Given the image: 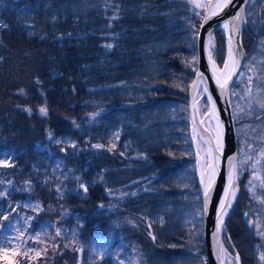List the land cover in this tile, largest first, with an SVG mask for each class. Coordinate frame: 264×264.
Segmentation results:
<instances>
[{
  "label": "trees",
  "instance_id": "1",
  "mask_svg": "<svg viewBox=\"0 0 264 264\" xmlns=\"http://www.w3.org/2000/svg\"><path fill=\"white\" fill-rule=\"evenodd\" d=\"M255 3L261 26L244 31L245 46L256 40L244 65L253 54L264 63ZM196 12L189 0H0V160L12 164L0 167V264H206L188 134ZM213 38L220 63L223 38ZM254 110L258 123L264 110ZM246 165L227 222L235 248L226 236L224 248L264 264L248 224L264 206V171L254 201Z\"/></svg>",
  "mask_w": 264,
  "mask_h": 264
},
{
  "label": "snow or ice",
  "instance_id": "2",
  "mask_svg": "<svg viewBox=\"0 0 264 264\" xmlns=\"http://www.w3.org/2000/svg\"><path fill=\"white\" fill-rule=\"evenodd\" d=\"M190 3H193L196 8L203 9V13L196 12L197 16H200V24L199 27L196 26L195 23L191 24L192 32L191 36L189 38V47L195 48L197 41L200 40L201 32L200 29H202L207 21H209L212 17L219 16L225 9L228 8L230 4H232V0H209L207 4L199 2V0H189ZM249 3V0H244V4H241L239 7V10L236 12V14L231 17L229 20H226L222 27L223 29L229 34L228 39V51H227V58L223 61V68H218L216 65V55L214 53L217 52L215 47L214 38L212 35V32L209 31L204 43V52L206 55V58L211 66L212 69V75L215 79V82L221 92V94H230V95H236L234 91L230 92V84L233 83V77L240 75L243 76V72H238V69L241 67H247L249 71L255 73V69L251 67L250 65H242L241 59L245 58V53L243 52V45L239 39V34L241 31V25L242 23H247L246 20V14L247 16L251 17L253 13L246 7V5ZM234 6V5H233ZM118 19V16H113L111 20ZM111 20L109 22L108 27H111ZM254 22V21H253ZM0 27H4L2 23H0ZM31 35V33H29ZM118 35V34H117ZM262 44H264V41H262ZM103 47L107 49H112L114 45L112 43L104 44ZM198 63V56L193 55L190 59V61H186L187 64H191L194 67V70L196 71L197 79L193 80L192 84L196 89H200L202 85H204V76L202 73H200L197 69H195V65ZM264 71V69H262ZM260 79L264 80V77H260ZM252 84H253V77H248V83L245 87V95L250 98L249 102V111L248 114H252ZM179 87V85H175ZM186 90V89H185ZM23 91V90H21ZM208 91L207 87L204 86L202 91H198L197 94L203 95V93H206ZM243 98V97H241ZM207 103L210 105V110L208 113L209 120L216 116V126L215 128H209L206 129V131H209L211 134L208 139H205L203 135L197 136L196 129L194 127L193 129V138L197 140V148H198V154H197V166L199 168L200 173V183L203 186L202 187V194H203V201L202 206L199 205L200 197L197 195V204L198 207L194 211L193 219L196 220V218H203V216L207 213V210L209 208L210 203V195L213 190V186L215 183V176L217 172V161L220 159V154L223 152V149L225 147L224 145V124L222 121L219 120L215 102L213 101V98L211 95H208L207 97ZM255 104L262 110H264V89L257 87V96L255 97ZM197 105L194 102L193 103V109L196 110ZM26 111L31 112V109H26ZM47 108L45 106H41L39 108V112L43 115H47ZM244 109L241 108L239 105L235 106V111L232 113L233 119H237V112H243ZM203 123V121H201ZM214 140L215 145L212 146V141ZM59 143V141H57ZM207 144V148H203L202 145ZM75 146V145H73ZM93 147L101 148L104 147L103 145L97 144ZM115 145L113 144L108 150L111 151ZM245 148L247 150H253L252 144H246ZM200 151L204 152V158L203 162L201 163V159L199 156ZM5 155H8L7 153H4ZM243 155L244 159H239L238 157ZM259 157L261 159H264V148H262L259 152ZM228 175H227V185L224 189V194L220 200L219 206L217 208V214H216V224L215 229L213 231V239L216 242V246L218 248V256L221 258V264H224V260L227 259L228 264H239V254L237 253L234 257H231L228 255L227 250L223 247V244L220 242V233L223 231V220L224 216L227 214L228 209L232 205V199L235 198L237 187H236V177L238 175V169L243 170V166L247 164H251L253 169L256 167L257 160L253 158L252 156H249L244 149H241L238 151L237 155L228 157ZM0 167H12V164L9 163L7 160H0ZM253 175L255 176V171L253 172ZM11 181H8V184H11ZM27 183V182H26ZM251 183V182H250ZM262 186H264V181H262ZM81 187L84 189V191H87V187L84 185H81ZM187 187V185H185ZM7 192H0V197H6ZM132 195H135V193H132ZM264 203V201H262ZM34 207H38L34 206ZM103 207V205H101ZM12 211H15V209H12ZM245 215H249L248 213H245ZM3 219L7 220L8 217L5 216ZM28 219H31L29 217ZM129 223H132L129 221ZM250 224L255 223V227L257 229V235L261 238H264V223H262L260 220H257L255 222L250 221ZM193 235L198 234V228L194 227L192 230ZM56 236L60 235V231L57 230L55 233ZM151 235V233H150ZM23 236V233L21 234ZM37 239L39 238V233L37 234ZM17 239H20V237H17ZM153 239L155 237L153 236ZM21 244H23V241L21 240ZM66 247L68 245H65ZM53 247L55 248V245L53 244ZM258 247H264V245H260ZM27 255V253H24ZM7 255V253H5ZM37 255H40V253H37ZM99 255H103V253H100ZM260 260L264 262V252L260 255ZM132 264H137L136 261H133Z\"/></svg>",
  "mask_w": 264,
  "mask_h": 264
},
{
  "label": "water",
  "instance_id": "3",
  "mask_svg": "<svg viewBox=\"0 0 264 264\" xmlns=\"http://www.w3.org/2000/svg\"><path fill=\"white\" fill-rule=\"evenodd\" d=\"M250 1V0H249ZM209 2V0H208ZM207 2V3H208ZM241 4H244V0H232V4L228 6L227 9H225L219 16L212 17L209 21H207L202 29H200L201 37L200 40L196 43V49H197V56H198V63L196 64V69L203 74L204 76V85L201 86V89H203L204 86L207 87L208 91L206 93H203V95L206 96V99L208 95H211L213 98V101L215 102L216 112L218 115V118L220 121L224 124V149L223 152L220 154V159L217 161V172L215 176V183L213 186L212 193L210 195V203L209 208L207 210V213L202 218V230H203V243H204V250H205V256H206V263L207 264H221V258L218 256V248L216 246V242L213 239V231L215 229L216 224V214H217V208L219 206L220 200L224 194V189L227 185V175H228V157L237 155V142H236V136H235V127H234V121L232 117V111H231V105H230V94H221L215 79L212 75V69L211 66L206 58L205 52H204V43L207 37V34L209 31L212 32V35L215 31H219L221 35L224 38L225 43V58H227V51H228V39L229 34L223 29L222 25L226 20H229L231 17H233L236 12L239 10V7ZM234 5V6H233ZM248 4L246 5V7ZM245 23H242L241 25V31L239 34V39L242 43V29L244 27ZM243 45V44H242ZM243 52H246L243 47ZM245 58L241 59V64L243 65ZM216 65L218 68H223V63L219 66L216 62ZM242 68V67H241ZM240 69H238V72H240ZM237 76L233 77V83L230 84V90L232 86L234 85ZM197 79L196 71L194 73L193 79L190 83V86L188 88V104H189V118H190V126L189 131L191 134V140H192V148L194 151V155L197 159V150L195 146V139L193 138V129L195 127L197 135H203L205 139H208L211 134L209 131H206V127L203 123H201L202 118L199 116L198 110L194 111L193 109V103L195 102L197 105V98L196 94L198 89H196L192 82L193 80ZM208 112L210 110V105H208ZM214 127L216 126V116H213L212 118ZM215 142L212 141V146L214 147ZM208 145L206 144V148ZM200 156V155H199ZM201 163L203 162V158L200 156ZM238 171V170H237ZM236 195L235 198L232 199V205L228 209L227 214L224 216L223 220V231L220 233V242L222 243L223 235L226 233V222L233 210V207L235 205V202L237 200L238 194H239V184H238V175L236 177ZM198 184L200 189V196H201V206L203 201V194H202V185L200 183V173L198 174Z\"/></svg>",
  "mask_w": 264,
  "mask_h": 264
},
{
  "label": "rangeland",
  "instance_id": "4",
  "mask_svg": "<svg viewBox=\"0 0 264 264\" xmlns=\"http://www.w3.org/2000/svg\"><path fill=\"white\" fill-rule=\"evenodd\" d=\"M253 10H254V15L252 16V18L253 17L255 19L257 18L258 19L257 25L260 26L261 16H262L261 14L263 13L262 7L259 3L257 5L255 3V5H253ZM262 60L263 59L260 58L258 55L253 54V56L250 57V60L248 61L247 65H250L251 67H253L255 69V73L249 71L248 68L246 67L245 70L243 71L244 73L243 76H241L240 86L237 87V90H236L237 92L235 95V103H234V108L235 106L239 105L241 108L244 109L243 112H237V116H238L237 119L239 120L243 115L245 116L246 113L248 114V111H249L250 98L245 95V87L248 83L249 76L253 77L252 97H251L253 107L255 108L253 112H255L256 110H260V108L255 104V97L257 96L258 86L264 89V80L260 79V77H264V71H262V69H264V63H262ZM197 97H198L197 106H198L199 112L201 113L205 109L206 99L201 97L199 94ZM247 117L249 118L248 115ZM239 132L241 133V142H242L241 149H244V151H246L249 156H252L253 158L257 160L255 169H253L251 164L246 163L247 164L246 167L249 168L250 172H249L248 181L245 187V190L248 191L250 197H252L254 201H257L259 197V195H257V190L260 187V181L262 178V173L264 171V166H263L264 159H261L259 157L260 150L264 148V119H262L258 125L255 124L254 122L251 123L249 121L241 124L239 128ZM246 144H252L253 150H247L245 148ZM196 146H197V140H196ZM202 147L206 148L205 144L202 145ZM200 154L204 158V152L200 151ZM241 159H244L243 155H241ZM254 171H255V176L253 175ZM263 207L260 204L257 206L255 210V217H254L255 221L257 220L261 221ZM248 223H249V220H248ZM253 229L255 231V234L257 235V229L255 227V223H254ZM260 239L262 240V245H264V238L260 237ZM263 252H264V249H263ZM227 253L231 257H234L236 255L235 251L233 250H230L229 252L227 250ZM224 262L225 264H228L227 259H225ZM239 264H240V259H239Z\"/></svg>",
  "mask_w": 264,
  "mask_h": 264
}]
</instances>
